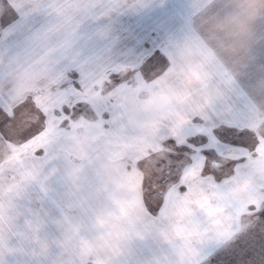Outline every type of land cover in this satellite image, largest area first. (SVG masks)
<instances>
[{"label": "snow or ice", "instance_id": "snow-or-ice-1", "mask_svg": "<svg viewBox=\"0 0 264 264\" xmlns=\"http://www.w3.org/2000/svg\"><path fill=\"white\" fill-rule=\"evenodd\" d=\"M121 2L0 0V154L17 150L14 168L0 170V192L14 197L7 235L0 205V264L5 251H22L13 241L25 236L17 221L26 188L82 136L92 139L84 148L90 158L118 157L127 172L146 174L140 184L146 216L158 213L168 225L178 209L186 215L184 243H170L171 256L159 264H264V131L247 98L238 94L227 114L214 105L178 128H161L151 147L133 143L138 128L123 103L169 60L155 53L127 63L94 47L82 26ZM195 188L204 193L199 200L190 198ZM91 199L79 206L81 214ZM25 227L38 233L41 225L27 220ZM159 231L165 239L167 228Z\"/></svg>", "mask_w": 264, "mask_h": 264}, {"label": "rangeland", "instance_id": "rangeland-1", "mask_svg": "<svg viewBox=\"0 0 264 264\" xmlns=\"http://www.w3.org/2000/svg\"><path fill=\"white\" fill-rule=\"evenodd\" d=\"M151 1L142 0V3L145 2L149 7ZM133 6L129 13L117 9L115 14L109 13L99 20L87 21L84 25V33L94 47L109 49L115 57L124 62L139 63L155 53L168 57L166 68L149 81H138L137 90L128 99L142 96L154 86L173 82V70L181 61L182 54L187 52L188 58L194 59L199 69L196 75L201 81L205 96L193 106H177L180 111L171 117L168 124L165 123L166 126L162 125L163 127L178 128L186 124L191 116L207 114L209 108L214 105L219 107L223 114H227L237 96L231 94V86L242 87L247 103L254 100L264 114V71L260 70V62L264 60V13L254 21L256 26L252 23L250 36L243 46H240L238 41L228 37L225 27L234 12L231 0H209L205 5V8H209L196 20V24L194 23L198 27L196 30L188 28L190 26L185 12L165 14L169 17L163 18L162 21L161 14L157 16L149 11L142 14L139 6ZM153 8L155 9L150 6L149 10ZM205 8L199 7L197 10L199 12ZM171 16L179 20L172 23ZM225 88L227 90H224ZM205 100L210 107H207V103L205 107L201 106ZM254 119L257 122L256 127L264 131L262 125H259L262 121L264 125V115L263 118ZM154 138L147 142L148 147L152 146ZM16 151L13 147L0 154V164L6 161L15 163ZM66 167L67 160L64 158L51 160L37 180L26 188L18 201L20 216L17 221L19 230L23 231L25 236L22 240L13 241L22 247V251L5 256V264H52L58 252L55 241L61 237L68 223L76 228L77 238L83 244L86 245L92 239V220L96 213L93 203L97 198H101L96 191L94 172L91 168H85L81 172L77 182L79 190L73 195L65 177ZM90 194L92 199L89 201V211L86 215L81 214L79 206ZM27 220L41 225L38 233H33L25 227ZM34 237L49 245L47 257L38 254V249L33 243Z\"/></svg>", "mask_w": 264, "mask_h": 264}, {"label": "clouds", "instance_id": "clouds-1", "mask_svg": "<svg viewBox=\"0 0 264 264\" xmlns=\"http://www.w3.org/2000/svg\"><path fill=\"white\" fill-rule=\"evenodd\" d=\"M231 3L234 12L225 25L227 35L243 46L250 36L252 23L264 13V0H231ZM198 72L194 59L188 58V53L185 52L173 70L175 77L173 82L154 86L144 95L129 98L123 103L125 117L138 128V140L133 143L152 140L164 122L169 121L180 108L193 106L204 98L201 81L196 75ZM91 142V138L82 136L67 146L65 177L73 190L72 194L75 195L79 190L77 182L81 172L85 168L93 170L97 181L96 191L101 197H105L96 213L95 235L85 245L78 240L76 228L68 223L61 237L55 241L58 252L52 264H115V259L120 256L124 243L136 224L134 211L122 212L112 203L114 197H106L108 192H116L120 182V158L104 155L90 158L84 148ZM13 168L14 163L11 161L0 164V170L5 175ZM203 196L204 193L199 188L193 189L190 193L193 200H199ZM13 201L14 197L6 188L0 192V205L4 213L3 230L6 235L14 224V217L9 214ZM185 219L186 215L179 209L169 216L165 240L174 245L184 243L187 225L181 222ZM33 243L39 255L44 257L49 255L50 248L47 243H41L36 239ZM7 255L10 253L5 251L4 256Z\"/></svg>", "mask_w": 264, "mask_h": 264}, {"label": "crops", "instance_id": "crops-1", "mask_svg": "<svg viewBox=\"0 0 264 264\" xmlns=\"http://www.w3.org/2000/svg\"><path fill=\"white\" fill-rule=\"evenodd\" d=\"M208 1L209 0H152L150 6L155 7V9L153 8L152 10H149L150 6L148 7V5H145V2H143V5L142 0H140V2L134 0H122L119 6L110 13L115 14L117 9L123 10L124 13H129L131 12V8H134L133 5H136L139 6V10L142 14L147 13L148 11L155 13L157 16L161 14V20L163 21V18L169 17L165 16V14L172 15L185 12L188 16L187 22H189L190 26L188 28L196 30L198 28L195 25L197 22L196 20L209 8H205ZM199 7L205 9L198 12L197 8ZM178 20L179 19L175 17L170 18L172 23H176ZM256 23H258V21ZM253 26H256L254 22ZM82 28L84 31L85 26L83 25ZM224 90L227 89L225 88ZM231 94L244 95L243 88L240 86L236 88L231 86ZM248 105L250 106L249 111L252 118H263L264 114L260 111L261 108L259 110L258 104L255 103L254 100ZM203 106L205 107V102L203 103ZM207 107H210L208 103ZM168 122L169 121L164 122L163 126H166L165 123L168 124ZM259 125H262V128L264 129L263 121L260 122ZM260 131L262 130L260 129ZM146 144L147 142L139 143L141 149L148 147ZM125 163L126 161L121 160L119 173L120 182L117 185L116 192L110 191L106 194V197H114L112 203L122 212H127L129 210L134 211L136 214V224L124 243L122 254L115 259V264H159L166 255L171 256L172 254V246L170 245V242L163 239L159 231L167 228V225H165L163 221L158 220V213H152L150 216H146L141 203L140 191L141 181L145 178L146 174L135 171L131 173L127 172L124 167ZM104 199L105 197H101L94 201L93 208L95 207L96 213ZM96 213L92 220V237L95 235L94 224L96 222Z\"/></svg>", "mask_w": 264, "mask_h": 264}]
</instances>
